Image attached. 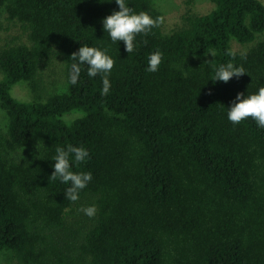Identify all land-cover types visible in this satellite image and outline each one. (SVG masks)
Listing matches in <instances>:
<instances>
[{
    "label": "trees",
    "instance_id": "trees-1",
    "mask_svg": "<svg viewBox=\"0 0 264 264\" xmlns=\"http://www.w3.org/2000/svg\"><path fill=\"white\" fill-rule=\"evenodd\" d=\"M210 1L180 28L166 33L163 20L137 34L126 53L102 29L115 0H0V17L25 36L0 47V264L5 255L16 264H264V128L251 117L233 124L226 109L236 92L264 85V5ZM128 3L163 16L152 0ZM232 40L256 41L241 56ZM83 44L114 58L106 95L84 65L68 83ZM157 49L161 63L148 72ZM229 60L247 73L213 83ZM18 82L30 101L12 96ZM74 111L81 116L66 120ZM68 145L89 150L73 170L92 172L75 202L50 176L56 147ZM93 203L88 217L80 209Z\"/></svg>",
    "mask_w": 264,
    "mask_h": 264
},
{
    "label": "clouds",
    "instance_id": "clouds-1",
    "mask_svg": "<svg viewBox=\"0 0 264 264\" xmlns=\"http://www.w3.org/2000/svg\"><path fill=\"white\" fill-rule=\"evenodd\" d=\"M98 2L111 3L112 0H98ZM118 10L111 11L110 14L101 19L102 29L108 34L113 43L123 41L124 51L133 52L136 48L137 34H146L153 27L159 26L163 16H152L147 11H135L129 7L128 0H115ZM235 52L231 55L235 56ZM241 56L246 55L240 52ZM163 57L159 49L149 53L146 70L156 72ZM72 64L68 75V83L75 85L80 77L81 66H86V72L89 77L101 76L102 88L101 95L108 94L111 86L109 74L114 65V58L109 54L107 47H98L88 44L80 47L71 53ZM207 62V61H206ZM247 73L242 64H236L232 60L220 63L215 67L212 77L213 83L216 81L227 82L235 76L239 78L241 74ZM209 80V79H208ZM207 80V81H208ZM227 109V119L233 124H237L248 117H251L258 127L264 128V85H260L253 92H236ZM89 158V150L83 145H68L66 147L57 146L53 157L54 163L51 165L52 179H59L60 182L67 185L64 190L65 198L70 201H77L80 198L81 190L85 189L92 180L91 171L73 170V165L78 162H84ZM86 216L96 215V204H89L80 209Z\"/></svg>",
    "mask_w": 264,
    "mask_h": 264
},
{
    "label": "rangeland",
    "instance_id": "rangeland-1",
    "mask_svg": "<svg viewBox=\"0 0 264 264\" xmlns=\"http://www.w3.org/2000/svg\"><path fill=\"white\" fill-rule=\"evenodd\" d=\"M264 5V0H258ZM154 6L163 13L164 23L163 30L168 33L172 30L180 28L185 25V18L189 15H202L206 14L213 9V3L210 0H152ZM15 36H20L21 40L25 39L22 30L18 25L6 22L3 17H0V47L5 41L11 40ZM260 37H264V32ZM257 40V39H256ZM255 40V41H256ZM255 41L246 44H239L237 41L232 40L231 44L235 51H244L250 48ZM55 71H60V63L58 60H54L53 64L49 66ZM43 69V73L48 74V68ZM54 75V74H53ZM59 77V75H55ZM2 74L0 72V79ZM47 80V79H46ZM51 87V86H50ZM53 88V87H51ZM48 87H43V91L47 93ZM11 94L18 100L30 101L33 93L24 82H18L12 86ZM48 93L46 96H49ZM73 112V111H72ZM79 112V111H74ZM72 113L66 116V120L74 119L77 116H81V112ZM7 124V116L3 109L0 108V130H5ZM33 152L23 150L20 156L32 155ZM3 264H16L14 259L10 255H5L3 258Z\"/></svg>",
    "mask_w": 264,
    "mask_h": 264
}]
</instances>
